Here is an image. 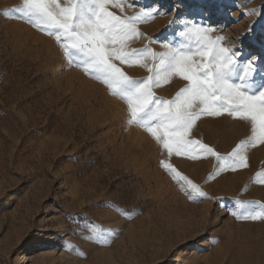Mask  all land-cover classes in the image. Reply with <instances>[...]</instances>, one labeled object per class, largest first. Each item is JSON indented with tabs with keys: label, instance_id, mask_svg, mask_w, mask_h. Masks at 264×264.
Here are the masks:
<instances>
[{
	"label": "rangeland",
	"instance_id": "1",
	"mask_svg": "<svg viewBox=\"0 0 264 264\" xmlns=\"http://www.w3.org/2000/svg\"><path fill=\"white\" fill-rule=\"evenodd\" d=\"M21 4L0 0V264H264V221L231 215L238 201L264 205L255 179L264 145L235 171L217 172L212 156L173 155L207 194L190 200L160 166L167 154L127 125V105L68 66L53 38L17 19ZM142 8L166 15L140 24L145 37L133 48L151 38L162 51L176 30L169 22L188 18L214 27L245 58H264V0H135L125 14ZM184 83L173 78L154 91L170 99ZM249 134L248 123L224 114L201 117L192 138L226 155ZM93 225L115 233L110 244L90 238Z\"/></svg>",
	"mask_w": 264,
	"mask_h": 264
},
{
	"label": "snow or ice",
	"instance_id": "2",
	"mask_svg": "<svg viewBox=\"0 0 264 264\" xmlns=\"http://www.w3.org/2000/svg\"><path fill=\"white\" fill-rule=\"evenodd\" d=\"M134 3L135 0H22L14 11L17 19L54 39L68 66L80 68L127 105V125L143 129L167 154L168 159H162L160 166L180 183L190 200L207 198L170 158L175 155L197 160L212 156L218 162L217 172L248 167L249 149L264 145V58H245L241 50L224 43L223 35H214V27L188 18L169 22L170 26L176 25V30L171 39L161 44L162 51L150 46L151 38L149 44L133 48L132 42L145 37L139 25L156 15H166L159 8L125 14V7L131 8ZM112 8L122 14L117 15ZM255 12L253 9L249 14ZM124 65L139 66L148 75L130 76ZM173 78L185 81L184 86L170 99L157 96L154 89ZM224 114L250 126L247 138L226 155L192 138L201 117ZM255 179L264 184V170L257 172ZM255 204L238 201L231 215L238 220L264 221V205L255 208ZM89 235L94 242L107 245L115 233L93 225Z\"/></svg>",
	"mask_w": 264,
	"mask_h": 264
},
{
	"label": "bare ground",
	"instance_id": "3",
	"mask_svg": "<svg viewBox=\"0 0 264 264\" xmlns=\"http://www.w3.org/2000/svg\"><path fill=\"white\" fill-rule=\"evenodd\" d=\"M39 246L40 245H43L44 244V242L43 241H38V243H37Z\"/></svg>",
	"mask_w": 264,
	"mask_h": 264
}]
</instances>
